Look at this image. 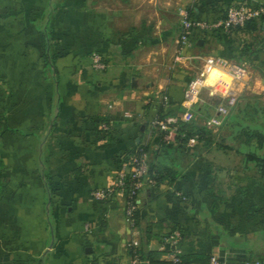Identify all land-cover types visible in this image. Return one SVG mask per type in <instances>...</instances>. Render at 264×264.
Instances as JSON below:
<instances>
[{
	"label": "crops",
	"instance_id": "crops-1",
	"mask_svg": "<svg viewBox=\"0 0 264 264\" xmlns=\"http://www.w3.org/2000/svg\"><path fill=\"white\" fill-rule=\"evenodd\" d=\"M238 1L0 0V264L125 263L132 240L142 264H187L173 254L264 263V178L243 172L232 150L181 148L173 127L160 139L154 124L159 113L180 117L206 56L234 62L237 52L246 75L228 88L212 76L231 79L225 68L204 74L197 124L207 119L197 106L264 103V17L225 38L194 28L190 49L178 42L180 8L211 23ZM94 52L105 56L102 71ZM139 144L151 164L178 173L145 187L130 228L121 197L91 193ZM174 228L182 234L169 243Z\"/></svg>",
	"mask_w": 264,
	"mask_h": 264
},
{
	"label": "built area",
	"instance_id": "built-area-1",
	"mask_svg": "<svg viewBox=\"0 0 264 264\" xmlns=\"http://www.w3.org/2000/svg\"><path fill=\"white\" fill-rule=\"evenodd\" d=\"M264 16V3H248L247 0H240L231 4L224 15L219 20L214 22H206L202 20L192 19L189 15L187 8H180L179 10V35L178 42L190 49L193 46V41L190 39V31L194 28L199 29L205 33H220L228 34L237 27H244L247 22L256 21ZM91 65L93 69L102 71L106 68L105 56L94 52L91 54ZM213 68H225L234 81H241L246 75V68L244 64L234 63L225 58L206 56L200 70L196 75L187 83L184 93V111L178 118L181 121L189 122L194 118L192 108L199 99L201 89L204 86V74L211 71ZM234 99L229 101V105L233 104ZM230 109L228 106H219L217 111L207 117L204 122L209 128L215 130L221 125L222 118ZM175 118L156 119L154 124L160 130L169 133V125L177 122ZM102 131H106L109 125L102 122L100 125ZM167 136V135H166ZM196 143L195 137H191L187 141V146H192ZM148 169V153L143 148H138L131 154L125 163V166L120 169L114 179L103 189H96L92 191L91 196L95 200L110 201L115 198L121 197L123 199V212L126 223L130 228L136 227L137 219L136 214L138 211V196L147 186H152L154 183L147 172ZM180 237L178 229L172 230L171 234L167 237L169 243H174ZM134 251L125 263L117 262H96L93 264H142L140 254L136 251L139 246L138 241L132 240ZM173 260L178 261V257L173 254ZM199 264V263H191ZM204 264H222V262L214 255H211L208 262ZM243 264H264L259 261H245Z\"/></svg>",
	"mask_w": 264,
	"mask_h": 264
},
{
	"label": "trees",
	"instance_id": "trees-1",
	"mask_svg": "<svg viewBox=\"0 0 264 264\" xmlns=\"http://www.w3.org/2000/svg\"><path fill=\"white\" fill-rule=\"evenodd\" d=\"M255 22H247L244 27H237L232 31L251 27ZM222 36H224L223 38L227 37L226 34ZM195 109L207 117L210 116V110L205 106H197ZM165 116V114L159 113L157 119L161 120ZM103 122H106V120H103ZM169 126L176 130L175 143L178 147H186L188 139L195 137V146H213L216 149L225 151L232 150L241 156L240 166L243 172L252 171L259 178H264V103L254 97L243 96L237 105L231 108L229 113L222 118L221 125L216 131H213L212 128L206 125L197 124L193 119L189 122L177 120V122ZM156 127L157 137L163 139L167 132L160 130L158 126ZM138 148H143L148 153L147 145L139 144L134 151ZM134 151L125 155V163ZM147 172L154 183L153 185L159 184L164 179L172 182L178 173L171 167L159 168L151 164L149 159ZM178 230L181 231V229ZM181 234L180 232V237ZM136 251L142 256L138 247ZM210 256L201 257L197 255L178 254L177 262L204 264L208 262Z\"/></svg>",
	"mask_w": 264,
	"mask_h": 264
},
{
	"label": "bare ground",
	"instance_id": "bare-ground-1",
	"mask_svg": "<svg viewBox=\"0 0 264 264\" xmlns=\"http://www.w3.org/2000/svg\"><path fill=\"white\" fill-rule=\"evenodd\" d=\"M216 73H217V77H224V79L226 80L225 82H226V85H227V87L229 88V87H234L235 86V84H237V81H234L233 80V78L231 77V79H229L226 75H225V73H222L221 71H219V70H215V69H213ZM224 81V80H223ZM225 84V83H224ZM226 87V86H225ZM226 91V90H225ZM229 91V90H228Z\"/></svg>",
	"mask_w": 264,
	"mask_h": 264
},
{
	"label": "rangeland",
	"instance_id": "rangeland-1",
	"mask_svg": "<svg viewBox=\"0 0 264 264\" xmlns=\"http://www.w3.org/2000/svg\"><path fill=\"white\" fill-rule=\"evenodd\" d=\"M231 54H232V55H231V58H230V57H228V58L231 59V60L233 59L234 62H238V63H239L240 61H239L238 59L235 58V57L237 56V52H232ZM238 56H239V54H238ZM233 57H234V58H233ZM241 62H242V61H241ZM212 111H213V114H214V113H215V112H214L215 110H212ZM229 111H230V109H228V112H227L226 114H228ZM195 112H196V113H201V112H199V111H196V109H195ZM205 116H206V115H205ZM212 129H213V131H216V130H217V129L215 130L214 128H212ZM236 164H237V166H240V160L237 161ZM232 170L236 171L235 168L232 169ZM238 172H239V171H238ZM232 175L235 176V173H232ZM251 175H253V172H252V171H251ZM240 176H241V175H240V173H239L237 177H240Z\"/></svg>",
	"mask_w": 264,
	"mask_h": 264
},
{
	"label": "clouds",
	"instance_id": "clouds-1",
	"mask_svg": "<svg viewBox=\"0 0 264 264\" xmlns=\"http://www.w3.org/2000/svg\"><path fill=\"white\" fill-rule=\"evenodd\" d=\"M216 75H217V73L213 70V73H212L213 78H214ZM212 82H213L212 79H210V80L208 81L209 84H211Z\"/></svg>",
	"mask_w": 264,
	"mask_h": 264
},
{
	"label": "water",
	"instance_id": "water-1",
	"mask_svg": "<svg viewBox=\"0 0 264 264\" xmlns=\"http://www.w3.org/2000/svg\"><path fill=\"white\" fill-rule=\"evenodd\" d=\"M210 114H211V115L213 114V111H212V110H210Z\"/></svg>",
	"mask_w": 264,
	"mask_h": 264
}]
</instances>
